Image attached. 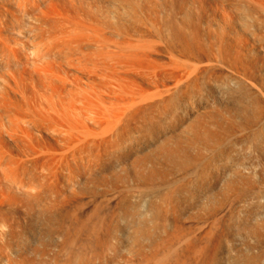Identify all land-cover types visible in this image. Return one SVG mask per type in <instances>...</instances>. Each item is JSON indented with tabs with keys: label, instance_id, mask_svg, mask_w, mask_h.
<instances>
[{
	"label": "bare ground",
	"instance_id": "obj_1",
	"mask_svg": "<svg viewBox=\"0 0 264 264\" xmlns=\"http://www.w3.org/2000/svg\"><path fill=\"white\" fill-rule=\"evenodd\" d=\"M184 1L0 0V264H264V0Z\"/></svg>",
	"mask_w": 264,
	"mask_h": 264
},
{
	"label": "rangeland",
	"instance_id": "obj_2",
	"mask_svg": "<svg viewBox=\"0 0 264 264\" xmlns=\"http://www.w3.org/2000/svg\"><path fill=\"white\" fill-rule=\"evenodd\" d=\"M187 2H189V0H185V1L181 4V7H182V8H186V7H187V4H186ZM23 19H24V17H23ZM25 19H26V18H25ZM29 20H30V19H29ZM29 20H28V18H27V20H25V22L20 21V23H19L20 28L22 29L23 25H24L26 28H28L29 26L27 27V25H28L27 23H32V24H29V25H31V26H33L34 24H36L35 22L33 23L32 20H31L32 22H29ZM23 21H24V20H23ZM21 23H24V24L21 25ZM25 23H26L27 25H26ZM31 26H30V27H31ZM34 26H35V25H34ZM17 27H18V26L15 25L14 28H17ZM30 27H29V28H30ZM14 28H13V27L11 28V29H12V30H11V33L13 34V38L17 39V37H18V38H19V37H21V38L23 37V38H22L23 40H21V42L24 43V41H25V43H27V45H28V42L31 41L30 39H31L32 33L30 34V33H27V32H30V30H31L32 27L30 28V30H29V29H28V30L26 29V30H27V32H26L27 35L25 34V30L23 31L24 35H26L25 37H24V35H22V36H17V35H21L22 33H19V34H18V30H19L20 28L17 29V30L15 29L16 31L13 30ZM23 29H24V27H23ZM23 29H22V30H23ZM14 31H15V32H14ZM20 31H21V30H20ZM16 32H17V33H16ZM15 33H16L17 35H16ZM15 35H16V37H15ZM29 35H30V38H29ZM27 36H28L29 39L27 38ZM21 38H20V39H21ZM25 38H26L27 40H29V41H27ZM18 40H19V39H18ZM19 41H20V40H19ZM26 41H27V42H26ZM0 60H1V59H0ZM0 63H1V61H0ZM1 66H2V64H0V68H1ZM2 69H3V68H2ZM1 71H2V70H0V80H2V79L4 78V74H5L3 71H2V73H1ZM2 74H3V75H2ZM1 77H2V78H1ZM220 79H221V78H220ZM220 79H215V80H220ZM222 79H224V78H222ZM222 79H221V80H222ZM213 80H214V79L212 78L211 82H212ZM225 81H226L225 79H224V81H221L222 83H219L218 81H215V83H214L213 85H217L216 83H219L220 85H217V86L220 87L221 84L225 83ZM0 82H2V81H0ZM213 82H214V81H213ZM211 84H212V83H211ZM226 84H227V81H226ZM213 85H212V87H213L214 89H216L217 87H216V86H213ZM219 87H218V88H219ZM211 100H212V99H209V102L207 101V103L212 104L211 106H210L209 104H207V105H209L208 107H209L210 109L213 107V110H216V108H219V107H215V108H214L215 105H216V106H218V105H217V103H216L215 101H213V100L211 101ZM210 102H211V103H210ZM212 102H213V103H212ZM214 102H215V104H214ZM222 102H223V103H226V99H223ZM204 103H205V102L202 103V104H203L202 106H203L204 109H206V108H207V105L204 104ZM205 105H206V106H205ZM213 105H214V106H213ZM204 106H205V107H204ZM210 109L207 108V110H210ZM211 110H212V109H211ZM183 115H184V114H183ZM183 115H182V119L184 118ZM187 118H188V117H187ZM185 120H187V119H186V116H185ZM185 120H184V121H185Z\"/></svg>",
	"mask_w": 264,
	"mask_h": 264
}]
</instances>
